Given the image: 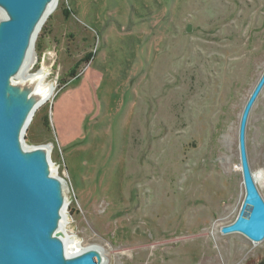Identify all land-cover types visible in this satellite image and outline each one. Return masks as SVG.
<instances>
[{
  "label": "rangeland",
  "instance_id": "obj_1",
  "mask_svg": "<svg viewBox=\"0 0 264 264\" xmlns=\"http://www.w3.org/2000/svg\"><path fill=\"white\" fill-rule=\"evenodd\" d=\"M41 70L56 91L24 142L51 144L81 249L107 264L264 261V241L220 231L246 194L239 125L264 71V0H59L27 73ZM247 150L264 199V89Z\"/></svg>",
  "mask_w": 264,
  "mask_h": 264
},
{
  "label": "water",
  "instance_id": "obj_2",
  "mask_svg": "<svg viewBox=\"0 0 264 264\" xmlns=\"http://www.w3.org/2000/svg\"><path fill=\"white\" fill-rule=\"evenodd\" d=\"M58 0H0V264H103V248L67 252L68 187L55 175L51 152L27 146L24 134L40 106L27 97L29 88L13 79L23 76L33 57L38 34ZM264 89V71L242 111L239 153L245 198L236 220L222 235L239 234L264 241V199L255 183L247 150L251 112ZM68 224L65 226L64 221ZM70 247V246H69Z\"/></svg>",
  "mask_w": 264,
  "mask_h": 264
},
{
  "label": "bare ground",
  "instance_id": "obj_3",
  "mask_svg": "<svg viewBox=\"0 0 264 264\" xmlns=\"http://www.w3.org/2000/svg\"><path fill=\"white\" fill-rule=\"evenodd\" d=\"M58 2H57V5H58ZM57 5L55 6V9L57 8ZM55 9L52 11H51V8L49 9L48 17H50V15L55 11ZM0 12L2 15H4L1 9H0ZM31 63H32V60L29 62L26 69L24 70L23 76L13 79V82L17 84L18 86H20L21 88L25 86L26 89L27 88L30 89L27 97L30 99V101L33 102V106L40 104V106L37 108L36 112L34 113V116H33V119H34L37 111L53 97L56 91V87L54 84H45V80L48 76L45 70H41L37 72L36 74H28L27 71ZM45 149L49 152H52V147H45ZM64 224L65 226H67L68 222L65 220ZM65 239L67 240L68 245L74 247V249H77L79 247V241L77 240V238L69 236L67 234V231L65 234ZM69 246L67 248V252H69ZM102 254L106 258L104 251H102ZM103 264H107V263H103Z\"/></svg>",
  "mask_w": 264,
  "mask_h": 264
},
{
  "label": "trees",
  "instance_id": "obj_4",
  "mask_svg": "<svg viewBox=\"0 0 264 264\" xmlns=\"http://www.w3.org/2000/svg\"><path fill=\"white\" fill-rule=\"evenodd\" d=\"M246 264H264V261H260V262H254V261H248Z\"/></svg>",
  "mask_w": 264,
  "mask_h": 264
}]
</instances>
